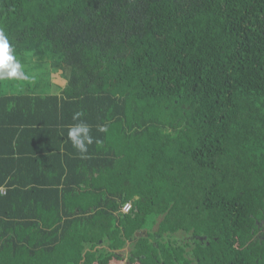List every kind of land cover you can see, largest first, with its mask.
Instances as JSON below:
<instances>
[{
    "label": "trees",
    "instance_id": "trees-1",
    "mask_svg": "<svg viewBox=\"0 0 264 264\" xmlns=\"http://www.w3.org/2000/svg\"><path fill=\"white\" fill-rule=\"evenodd\" d=\"M0 30L29 77L0 81V264H264V0H0Z\"/></svg>",
    "mask_w": 264,
    "mask_h": 264
},
{
    "label": "clouds",
    "instance_id": "clouds-1",
    "mask_svg": "<svg viewBox=\"0 0 264 264\" xmlns=\"http://www.w3.org/2000/svg\"><path fill=\"white\" fill-rule=\"evenodd\" d=\"M29 77L23 69L21 62L17 59L14 47L10 44L3 30H0V81L28 80ZM82 112H75L72 116L77 123L69 126L67 138L72 146L80 153L81 159L87 158L88 146L93 144L94 138L90 135V125L81 120ZM99 131H107L106 127L100 126ZM99 143V141H96Z\"/></svg>",
    "mask_w": 264,
    "mask_h": 264
},
{
    "label": "built area",
    "instance_id": "built-area-1",
    "mask_svg": "<svg viewBox=\"0 0 264 264\" xmlns=\"http://www.w3.org/2000/svg\"><path fill=\"white\" fill-rule=\"evenodd\" d=\"M3 191H5V190H3ZM131 208H132V203H131V202H126V203L122 206L121 210H122L123 212H129V211L131 210Z\"/></svg>",
    "mask_w": 264,
    "mask_h": 264
},
{
    "label": "rangeland",
    "instance_id": "rangeland-1",
    "mask_svg": "<svg viewBox=\"0 0 264 264\" xmlns=\"http://www.w3.org/2000/svg\"><path fill=\"white\" fill-rule=\"evenodd\" d=\"M52 76H53V74H52ZM53 80L56 81L57 83H60V80H61V79H60L59 76L57 75V78H54V76H53ZM61 82H62V84L65 83L63 79H62Z\"/></svg>",
    "mask_w": 264,
    "mask_h": 264
}]
</instances>
